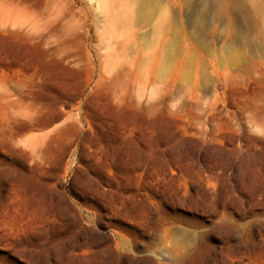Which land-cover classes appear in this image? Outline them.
<instances>
[{"label":"rangeland","instance_id":"1","mask_svg":"<svg viewBox=\"0 0 264 264\" xmlns=\"http://www.w3.org/2000/svg\"><path fill=\"white\" fill-rule=\"evenodd\" d=\"M245 1L0 0V264H264Z\"/></svg>","mask_w":264,"mask_h":264},{"label":"bare ground","instance_id":"2","mask_svg":"<svg viewBox=\"0 0 264 264\" xmlns=\"http://www.w3.org/2000/svg\"><path fill=\"white\" fill-rule=\"evenodd\" d=\"M243 9L250 26L264 35V0H247Z\"/></svg>","mask_w":264,"mask_h":264}]
</instances>
